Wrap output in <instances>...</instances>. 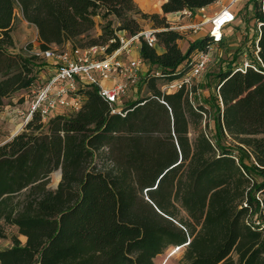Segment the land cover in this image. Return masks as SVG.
I'll use <instances>...</instances> for the list:
<instances>
[{
    "label": "trees",
    "instance_id": "16d2710c",
    "mask_svg": "<svg viewBox=\"0 0 264 264\" xmlns=\"http://www.w3.org/2000/svg\"><path fill=\"white\" fill-rule=\"evenodd\" d=\"M216 1L166 0L162 11L193 13ZM252 1L257 70L229 64L216 75L214 102H194V85L164 92L156 82L180 78L211 44L208 32L183 51L184 33L134 0H0V112L41 70L30 49L12 50L17 8L41 50L100 44L112 52L117 32L137 35L144 20L163 48L140 38V57L156 69L146 78L151 94L124 103L123 114L90 85L80 110L46 122L35 111L0 145V238L8 227L26 237L12 236L0 264H155L187 238L178 264H264V4ZM96 17L102 32L92 37Z\"/></svg>",
    "mask_w": 264,
    "mask_h": 264
},
{
    "label": "built area",
    "instance_id": "2783aa9c",
    "mask_svg": "<svg viewBox=\"0 0 264 264\" xmlns=\"http://www.w3.org/2000/svg\"><path fill=\"white\" fill-rule=\"evenodd\" d=\"M240 0H231L229 4L222 6L214 18L189 25L194 31L208 23V34L211 44L206 50L195 53L190 61V68L178 79L166 83L164 92L177 90L182 86L193 85V79L201 75L208 67L211 58L213 44L221 42L225 37L226 28L236 21L234 3ZM264 4V0H260ZM264 11V5L262 7ZM186 12V11H185ZM178 13V12H177ZM261 23L257 22V32L260 33ZM179 28H184V25ZM171 29H177L171 27ZM154 29H145L137 35L127 36L123 31L117 32L119 46L112 52L107 51L105 45H92L86 48H55L41 50L36 55H41L50 62V76L48 82L38 91L32 103L29 116L33 112H39L42 121L46 122L51 116L58 114V109H68V112L80 110L85 102V94L81 90L90 85L98 86L99 95L107 102L111 113L123 114V97L138 76V71L144 64L141 57L123 58L129 53L134 43H139L142 37L150 46H156ZM63 47V46H62ZM258 38L254 40V59L244 55L241 62L233 66L237 71L245 72L248 68L257 70L261 59L258 54ZM110 82V83H108ZM220 99V98H219ZM221 104V100H220ZM206 118V115H204ZM257 224L259 222H256ZM190 243V238L180 245L170 246L167 258L161 264H167V260L174 253L185 249Z\"/></svg>",
    "mask_w": 264,
    "mask_h": 264
},
{
    "label": "rangeland",
    "instance_id": "374dc122",
    "mask_svg": "<svg viewBox=\"0 0 264 264\" xmlns=\"http://www.w3.org/2000/svg\"><path fill=\"white\" fill-rule=\"evenodd\" d=\"M136 4L139 6V8L146 13L153 14L157 13L160 16H165L166 20L171 24V27H176V30L181 31L184 33V37L179 41L182 49L186 47L187 44V37L192 34L196 35L197 33L201 32L203 33V30L205 31L208 26L207 23H205L203 26L200 27V29H197L194 31L191 27H184L179 28L182 25H193L197 24L199 22L208 21V19L211 17L212 12L208 11L207 9L204 10H197L195 12H189L187 10L183 12H176L172 14H164L162 11V4L166 0H148L146 3H142L139 0H134ZM244 5L243 1L239 5V15L242 20H245L246 24H249L250 22V14L249 10L246 8V6L242 7ZM244 9V11H240L241 9ZM246 9V10H245ZM241 13V15H240ZM15 14L17 16L16 23L14 25V28L12 30V36L15 42V48H12L13 51H18L21 49H30V53L38 54L41 51V41L38 36L37 28L30 24L28 21H26L19 9H15ZM143 22V29H153L154 23L151 20H144ZM101 19L97 17L95 27L91 31L92 37H98L102 30H101ZM251 28V24L249 25ZM253 28V27H252ZM232 28H229L225 31V37L221 42L214 43L213 44V50H212V58L211 61L206 68V70L199 75L198 77L193 79V85L197 88L196 94L194 95V102H202L203 100L209 102L210 99H212V102H214L215 96L218 93L217 90V78L216 75L219 72V70L226 68L229 64H232V66H235L241 60L243 59L244 55L247 56L249 59H254V52H253V45L250 43L251 37H253V30L247 29L248 35H242L237 40V46L231 47L229 46V39L231 34L233 33ZM246 37V39H245ZM250 40V41H249ZM136 43L132 44L129 50L128 54H125L123 58L127 57H137L135 52L136 49ZM246 44V45H245ZM100 45V44H98ZM70 47V44H65L62 46H56L55 48H66ZM158 46H156L157 48ZM188 48V47H187ZM240 48V50H238ZM193 54L192 56H194ZM40 56V63H41V70L38 73L37 80L35 83L26 90H22L21 92L14 95L12 98L5 100V105L2 107V111L0 112V144L4 143L6 140H8L13 133L16 132L17 128L19 126L22 127L20 129V132L24 129V126L26 125L25 122L28 121L31 117L29 116L31 106L33 101L36 98V95L38 94V91L48 82V78L51 74L50 72V62L45 60L41 55ZM151 68H154L152 72H154L155 66L150 67L148 62H144L140 70L138 71V76L135 79L133 83H130V86L128 87L127 92L125 93L123 97L124 103L131 102L135 100L137 97H145L151 94V90L149 88V82H147L146 78L149 76V72L151 71ZM190 68V67H189ZM188 68V69H189ZM166 81L163 79H160L156 82V86L160 88L162 91H164V86L166 85ZM129 91V92H128ZM171 90L170 92H172ZM218 103H220V100L218 99ZM216 104V103H215ZM68 109H58L57 113H68ZM210 125H213V119H210L209 121ZM61 179V172L60 170H56L53 173H51L49 182L47 184V187L50 189H55ZM15 235L17 238L21 241L22 244L26 242V237L19 234L16 227H8L7 228V236L5 238H0V249H6L13 246L12 236ZM170 247L167 248L162 254L158 255L154 259L155 264H161L168 256L170 252ZM185 249L180 250L176 253H174L171 257L168 258L167 264H178L179 260L181 259Z\"/></svg>",
    "mask_w": 264,
    "mask_h": 264
},
{
    "label": "crops",
    "instance_id": "0c3cea01",
    "mask_svg": "<svg viewBox=\"0 0 264 264\" xmlns=\"http://www.w3.org/2000/svg\"><path fill=\"white\" fill-rule=\"evenodd\" d=\"M230 1L231 0H218V1H216L215 3H212V4H210L209 6H207V7H205V8H202L201 10H204V9H207L208 11H211L212 12V15H211V17L212 16H214V15H216L219 11H220V9H221V7L222 6H225V5H227V4H229L230 3ZM242 1H243V6L242 7H244V6H246V8L250 11L249 12V14H250V22H249V24H246L245 23V20H242L240 17H238V13H239V5L242 3ZM200 10V9H199ZM234 10L236 11V14H237V17H236V21L233 23V24H231L228 28H226V30L227 29H229V28H232V29H234L233 30V33L231 34V36H230V39L228 40L229 42V46H231V47H234V46H237V40L240 38V37H242V35H248V33H247V29H250V30H253V28L255 29L254 30V32H257V28H256V25H257V23H255V20L252 18V12H253V1L252 0H240V1H236L235 3H234ZM246 10V9H245ZM240 11H244V9L242 8ZM169 14H172V13H169ZM240 15H241V13H240ZM210 17V18H211ZM209 18V19H210ZM96 20H97V17L95 18V22H96ZM251 24V26L253 27H249V25ZM207 26H208V24H207ZM184 27H189V25H185ZM207 30H208V28L204 31L203 30V32L205 33H207ZM253 32V33H254ZM203 33V34H204ZM198 36H200V32L199 33H197L196 35H192V34H190L188 37H187V44H186V47L184 48V49H182L183 51H185L186 49H187V47H188V45H189V42H191V41H193L194 39H196V37H198ZM238 38V39H237ZM245 39H246V37H245ZM246 45V44H245ZM182 48V47H181ZM136 49H137V51L135 52V54H133V55H136L137 57H140V52H139V43H137L136 44ZM157 51L160 53V52H162L163 51V48H161V47H157ZM108 83H110V82H108ZM129 92V91H128Z\"/></svg>",
    "mask_w": 264,
    "mask_h": 264
},
{
    "label": "water",
    "instance_id": "95a60500",
    "mask_svg": "<svg viewBox=\"0 0 264 264\" xmlns=\"http://www.w3.org/2000/svg\"><path fill=\"white\" fill-rule=\"evenodd\" d=\"M27 123V121L25 122V124ZM22 129V128H21ZM20 133V130L19 131H16L15 133H13L12 135H11V137L8 139V140H6L4 143H6L7 141H10L13 137H15L16 135H18ZM4 143H2V144H4ZM1 145V144H0ZM61 172V171H60Z\"/></svg>",
    "mask_w": 264,
    "mask_h": 264
},
{
    "label": "bare ground",
    "instance_id": "6f19581e",
    "mask_svg": "<svg viewBox=\"0 0 264 264\" xmlns=\"http://www.w3.org/2000/svg\"><path fill=\"white\" fill-rule=\"evenodd\" d=\"M139 1H141L142 3H146V2H148V0H139ZM215 17V15L214 16H212L210 19H212V18H214ZM210 19H208V20H210ZM207 21V20H206ZM208 24V23H207ZM208 26L210 27V25L208 24ZM22 127L21 126H19L18 128H17V130L16 131H19L20 129H21Z\"/></svg>",
    "mask_w": 264,
    "mask_h": 264
}]
</instances>
